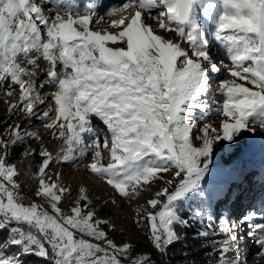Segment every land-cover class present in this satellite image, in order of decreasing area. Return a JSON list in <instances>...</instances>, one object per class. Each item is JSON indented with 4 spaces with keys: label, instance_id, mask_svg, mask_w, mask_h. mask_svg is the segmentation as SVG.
Masks as SVG:
<instances>
[{
    "label": "snow or ice",
    "instance_id": "1",
    "mask_svg": "<svg viewBox=\"0 0 264 264\" xmlns=\"http://www.w3.org/2000/svg\"><path fill=\"white\" fill-rule=\"evenodd\" d=\"M46 3L47 11L36 0H0V86L9 98L19 89L18 103L5 101L8 112L42 120L51 137L62 141L53 157L47 149H32L28 141L41 136L20 124H8L6 137L0 136V234L6 233L0 235V264H24L25 257L47 264H124L121 257L127 259L132 245L108 239L102 226L109 222L97 217L87 189L69 200L71 189L61 174L52 179L47 173L53 159L74 167L89 154L92 173L123 199L162 183L135 210L136 224H147L148 238L161 254L180 239L177 225L195 223L200 237L223 235L219 264H242L238 232L246 223L257 255L264 256L260 213H247L239 222L224 219L215 233L205 227L212 220L207 208L223 187L218 161L232 155L242 133L255 135L257 126L264 130V0H124L103 14L98 0ZM130 7L134 13L110 22L119 31L104 26L106 17ZM209 35L232 65L233 79L219 85L221 124H205L194 138L197 111L209 110L211 73L219 71ZM45 86L54 89V107L38 113L44 100L37 89ZM93 119L105 126L103 137ZM17 146L25 161L41 157L31 178L38 181L35 196L47 207L23 195L20 169L9 162ZM191 205L190 213L182 212ZM148 259L140 254L133 264Z\"/></svg>",
    "mask_w": 264,
    "mask_h": 264
},
{
    "label": "rangeland",
    "instance_id": "2",
    "mask_svg": "<svg viewBox=\"0 0 264 264\" xmlns=\"http://www.w3.org/2000/svg\"><path fill=\"white\" fill-rule=\"evenodd\" d=\"M43 1V0H42ZM37 3H41V0H36ZM115 6V5H113ZM111 6V7H113ZM107 9L103 10L105 12ZM134 7H130L126 9L128 11L125 12H116L113 15L106 18L109 22L104 24L105 27H108L110 31L116 32L119 29H116L111 26V21H119L120 19L130 16V14L135 12ZM102 12V13H103ZM152 23L153 28H157V24L154 21H149ZM100 27V26H99ZM96 25V28H99ZM161 35H167L168 38H173L174 34H165L160 32ZM178 39V37H176ZM209 41L211 46V54L213 56V60L216 63L217 68L219 69L218 73H211V90L208 97L209 110L205 112L197 111L194 124L196 126V130L193 133V137L202 135L200 129L203 128L205 124H211L215 127H218L224 117L218 114L217 109L222 105L224 97L219 94V85L222 80H232L233 77L229 73V68L232 66L224 55L222 50H220L216 42L212 40L209 35ZM223 60V63L221 61ZM221 71V72H220ZM238 83H244L243 81H237ZM250 86V85H248ZM54 91L51 88V93ZM16 97H11L9 99L11 102L15 100ZM8 104V103H7ZM22 126L23 129L33 132L31 130L30 122L26 119L24 114H19L18 123ZM93 126L96 132H101L102 135L106 134L105 126L96 119H93ZM99 128H101L99 130ZM35 143L38 144L39 151L41 148L46 149L47 145L54 143L62 145L61 140L53 139L50 135V131L48 129L46 133V137H41V140H36ZM194 143L198 146L200 144L199 140H194ZM232 152L231 156L227 154L222 157L217 164L218 169V180H220L223 184L222 190L212 199L211 206L207 208V211L211 213L212 220L210 223H206L205 227L208 228L210 232L215 233V230L218 227V224L224 220L228 219L229 222H239V218L243 215L250 212H257L253 209L252 203L257 202L258 197H262L261 193L264 192V168L259 166L260 162H264V130H261L258 126L256 128V134H248L242 133V139L240 145L236 149L230 150ZM104 159L103 163L107 164L110 162V153L107 149L103 151ZM85 161H88V166L93 163L92 155L89 154L88 157L85 158ZM78 166H68L63 164L58 167L56 165L55 159L49 165L47 173L52 179L55 178L56 173L61 174V182L68 188L71 189V196L69 200H74L78 194L79 189L81 187L86 188L89 194V197L92 201L91 207H93L97 213V217L101 220H106L109 222L108 225H103L102 228L108 234V239L115 242L118 246H123L125 243H130L132 245V250L128 253H125L124 256L127 257L125 260L122 256L121 259L124 260V264H133L135 259L139 258L140 254H145L149 257L146 261V264H186L185 259L180 260H171L167 255L161 254L151 244V241L148 238L147 224L144 227H141L136 224V211L132 217L128 216L126 212L122 211L125 209L124 205L119 208L117 205L119 204L113 195L110 192L104 190L105 188L101 185H94L88 183L82 177L78 175ZM89 168V167H88ZM89 171L90 168H89ZM92 172V171H91ZM87 173V171H85ZM63 175V176H62ZM167 178H171L170 174H164ZM64 177V178H63ZM78 178V179H77ZM69 179V180H67ZM66 181V182H65ZM87 181V182H86ZM159 183L158 188L155 189V192L159 190L163 185L160 181H155ZM154 192V194H155ZM151 195L148 199L145 196L138 197L137 202L135 204V210L142 205H146L147 201L151 199L153 196ZM29 201H35L37 203L44 204L47 207V204L42 199H38L35 195H29ZM110 198V199H108ZM252 198V199H251ZM260 201L264 199L259 198ZM113 201H115L113 203ZM117 201V202H116ZM240 201L241 203H251L249 204V208L243 209L244 211H240L238 208V212L236 210L235 202ZM237 205V204H236ZM247 206V207H248ZM63 207L65 211H67L69 205L64 204ZM187 207V206H186ZM244 207V206H243ZM246 207V208H247ZM195 208V205H192L191 209L187 208L189 213ZM264 207H262L263 209ZM126 210V209H125ZM260 211V210H259ZM118 212V215L116 213ZM242 213V214H241ZM186 218V217H185ZM256 223V221H253ZM244 224L240 225L238 235L243 237V239L239 240V256L242 264H264V260L259 262L264 256H258L257 252L259 249H253V253L251 256L245 254L247 249L250 246L256 245L255 240L248 234L251 229L248 227L242 228ZM189 228L195 229L193 234L197 235V233L201 230L198 224L192 223V225L188 226ZM141 234L142 237L139 236ZM187 235H183L182 237H186ZM86 239H90L87 238ZM184 239V238H183ZM210 240L211 255L214 257L212 260L208 261L207 264H219V242L223 239V235H210L207 237ZM98 242V241H92ZM103 243V242H100ZM184 256H188V252H184ZM218 253V254H216Z\"/></svg>",
    "mask_w": 264,
    "mask_h": 264
},
{
    "label": "trees",
    "instance_id": "3",
    "mask_svg": "<svg viewBox=\"0 0 264 264\" xmlns=\"http://www.w3.org/2000/svg\"><path fill=\"white\" fill-rule=\"evenodd\" d=\"M4 91V86H0V136L6 137L8 124L16 125L18 123L19 114L10 116L8 112V104L5 101L11 98L5 97L3 95ZM18 95L19 89L18 87H16L13 97H16ZM35 142L36 140L28 141L30 147L32 149H36L38 153L39 143ZM22 152V146H17L15 150L10 151L9 162L15 163L19 167L21 175L18 177V179L22 185L23 195L29 201V195H35V191L38 186V181L36 179H32L31 175L38 171V167L41 163V157L37 154L31 157L29 160L25 161L22 158ZM191 207L192 205L187 206L185 209H182V212L188 211L187 208L191 209ZM194 230L195 229L189 227L180 225L176 226V231L180 239L176 243L171 245L166 253L171 260L185 259L186 264H207L208 261L212 260L215 256H218L214 255V257H212V246H210V240L198 235H194ZM185 234L187 236L182 237ZM0 235H6V233ZM10 251L15 252L16 250L11 249ZM184 252H188V256H184ZM24 264H47V262L42 261L37 257H25Z\"/></svg>",
    "mask_w": 264,
    "mask_h": 264
},
{
    "label": "bare ground",
    "instance_id": "4",
    "mask_svg": "<svg viewBox=\"0 0 264 264\" xmlns=\"http://www.w3.org/2000/svg\"><path fill=\"white\" fill-rule=\"evenodd\" d=\"M79 2L81 4H83L85 2V0H79ZM98 2L102 5V7L99 9V11L101 12V14H103L104 13L103 10L108 9L109 7H111L113 5L118 6V5L122 4L124 2V0H98ZM39 4H41L42 6H44L45 9H46V11H47L48 5L46 3V0H43V1L41 0V3H39ZM119 12H125V13H127L128 11L123 10V11H119ZM49 14L51 15V13H49ZM113 16H115V15H113ZM106 18H108V17H106ZM97 26L99 27L100 25H97ZM40 64H41V67L42 68L47 67L46 62H44L43 60L40 61ZM38 75H39V79L40 80L45 79L44 74L42 72L41 73H38ZM51 88L52 87H50V86H45L44 88H38L37 89V91L40 92L41 99L44 100V104L43 105H39L38 108H37L38 113H42L43 111L48 110V108L54 107V103H53L52 96H51ZM13 102L14 103H18L19 102V97L16 98L15 100H13ZM53 116H54V114H53ZM26 119L30 122V125L32 126L31 127V130L33 132L39 133L41 137H46V133H47L48 129L46 127H44V122L42 120L36 119V118H26ZM100 129L101 128H99V130ZM96 133L98 135H100L101 137H103V135L101 134L100 131L99 132H96ZM91 139H92L91 137H86V141H90ZM61 146L59 144L51 143V144L47 145L46 149L49 152H51V154H52L53 157H55L58 154ZM103 156H104V154H103ZM56 165L58 167H60L62 165V163L56 162ZM258 165L261 166L262 168H264V162H260ZM78 167L79 168H78L77 172H78L79 177L84 178L90 184H94L95 183L94 185H96V184L98 185L99 184V185L103 186L105 188L104 190H106L107 192H110V194L113 195V197H115L116 200L118 201L119 204L117 205V207L119 208V211L121 210L120 209L121 205L122 206L124 205V207H125L126 210L124 209L122 211L123 212L125 211L126 214L128 216H130V217L133 216L134 211H135V204L136 203H139V202L136 201L137 198H134L136 200H134V199L127 200V199H123L119 195L115 194L114 191H113V189L111 188V186L107 185L99 177H97L91 171H89L88 161H85L84 160L82 163H80L78 165ZM85 171H87V173H85ZM67 180H69V179H67ZM158 185H159V183L154 182L150 186H145L146 187V190L145 191H142L141 192V195L139 197L145 196V198L148 199L151 195L154 194L155 189L158 188ZM261 196L262 197H258L257 202L252 203V207H253V209L255 211H257V213H260V214L264 215V208L262 209V207H264V203H263V201H260L259 200V198L264 199V192L261 193ZM108 199H110V198H108ZM236 204H237V206H238V208H239L240 211H244L243 209H245L251 203H245V204H243L240 201H237ZM117 215H118V212L116 213L115 216H117ZM255 221H256V223L257 222H260L258 220H255ZM244 226L245 227H248L246 223L244 224ZM244 226H242V228H244ZM139 236L142 237L141 234H139ZM253 249H258L257 245H255V247L254 246H250V248L247 249V251L245 252V254L251 256V254L253 253V251H251V250H253ZM262 260H264V258L261 259L259 262H261Z\"/></svg>",
    "mask_w": 264,
    "mask_h": 264
}]
</instances>
